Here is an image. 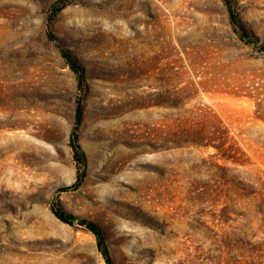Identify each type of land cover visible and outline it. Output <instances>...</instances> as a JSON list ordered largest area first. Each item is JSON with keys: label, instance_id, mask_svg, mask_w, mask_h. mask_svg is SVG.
I'll return each mask as SVG.
<instances>
[{"label": "rangeland", "instance_id": "rangeland-1", "mask_svg": "<svg viewBox=\"0 0 264 264\" xmlns=\"http://www.w3.org/2000/svg\"><path fill=\"white\" fill-rule=\"evenodd\" d=\"M230 3L0 0V264H106L55 203L113 264H264V0Z\"/></svg>", "mask_w": 264, "mask_h": 264}, {"label": "trees", "instance_id": "trees-1", "mask_svg": "<svg viewBox=\"0 0 264 264\" xmlns=\"http://www.w3.org/2000/svg\"><path fill=\"white\" fill-rule=\"evenodd\" d=\"M227 4L229 5V11H230V18L234 25H238L240 28L243 29V26L239 22L238 16L236 15L235 11L233 10L230 0H226ZM60 3V2H59ZM60 11V7L57 8V6L54 7V13H57ZM66 57L68 58L67 54ZM77 119L79 120V114L77 116ZM71 148L74 152L75 158L78 162L82 161V153L80 152V147L77 141V135L75 133L71 136ZM79 182L76 183L72 188H76L79 186ZM66 188L65 190H67ZM53 213L55 216L62 222L69 224V225H81L84 226L86 229H88L90 232L94 234L97 240V247L98 250L103 255L106 264H113V260L111 257V253L107 244L105 233L100 225L93 221H89L86 219H79L75 217L73 214L67 212L62 208V206L58 203H55L53 205Z\"/></svg>", "mask_w": 264, "mask_h": 264}]
</instances>
